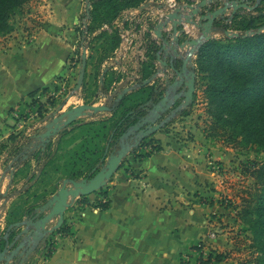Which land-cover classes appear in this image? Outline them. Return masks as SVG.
Wrapping results in <instances>:
<instances>
[{
    "label": "crops",
    "instance_id": "obj_1",
    "mask_svg": "<svg viewBox=\"0 0 264 264\" xmlns=\"http://www.w3.org/2000/svg\"><path fill=\"white\" fill-rule=\"evenodd\" d=\"M83 1L87 2V6H84ZM202 1L177 0L176 7L170 8L160 0L154 2L147 0L140 7L131 10H138L141 7L148 9L149 6V10L143 11L142 17L138 16L142 21L147 19L144 17L149 11L157 19L180 11L185 17L189 19L191 17L197 25H202L205 21H201L200 16L219 7L212 5L213 9H210L209 5L201 10V15L193 17V11L189 7L197 8ZM41 2L40 13L43 17L37 21L28 20L27 29L24 30L28 33L25 42L17 45L15 27L10 34L15 37L10 40L8 46L12 49L6 50L0 45V233L2 235H5L12 225L35 216L36 211L57 194L65 180L72 179L71 176H76V179L72 180L85 179L88 175L86 171L90 156H81V154L75 156L77 152L81 153L80 147L85 141L92 140L95 146L105 150L96 169L89 175H95L100 171L113 150L117 149V146L111 145L113 131L111 132L109 124L101 136L96 137L89 132V124L108 120L112 117V111L83 117L82 119L89 120H78L52 138L45 148L34 139L48 123L41 125V121L33 118L37 112V105H32L30 95L39 92L35 99L44 106L46 95L48 97L59 91L65 81L71 80L75 72H80L79 64L72 62L80 47V36L77 31L80 24L91 20L92 10L89 0H41ZM88 3H90L89 14H87ZM146 3L148 6L145 5ZM128 11L130 10L121 14ZM242 11L246 13L248 10ZM232 13L233 10H230L218 21L224 19L225 23L231 22ZM194 27L198 28L196 25ZM98 33L95 32L92 39ZM157 48L154 44L148 45L149 53L157 56L152 59L149 54L147 60L141 63L138 78L135 79V83H141L136 90L126 96L133 98L134 92L140 89L142 83L144 85L147 80L143 81V76L148 67L153 71L156 67L154 75L158 72L167 74V79L170 78L171 81L177 79L170 70L172 61L177 64L176 58H169L168 52L164 51L163 57L164 61L167 60L168 67L164 66L158 59V54L162 53L163 49ZM113 55L115 58L112 57L110 61L113 62L112 66L118 67L114 69L118 73L114 74L117 78L104 95L107 103L108 97L113 96L116 91L121 93L129 87L132 88L127 80L134 78L128 75L133 69L130 67L131 58H118L116 52ZM104 62L106 63L102 64V69H106L107 60ZM100 75V84L103 87L109 72L103 79V74ZM167 79L160 75L156 80L157 83L154 81L149 86L156 88V84L161 85ZM45 89L47 92L44 94ZM24 116L27 118L23 119ZM30 125L35 126L34 131L27 136L28 138L23 137L22 129ZM98 126L97 124L94 127L98 130ZM179 133L169 134L161 130L148 138L155 141L161 151L153 150V144L143 151L144 153L152 151L148 157L137 160L130 154L124 160L121 169L103 189H109L110 208L107 211L102 212L94 208L99 192L82 197L88 200V205L79 204L82 198L77 199L66 212L64 224L60 228H68L69 235L58 233L59 229L49 236L30 258L32 262L34 264H196L198 260L194 258L192 249L197 247L210 232L212 226L210 222H215L210 216L218 210L210 203L208 196L213 195L216 187L214 183H216L217 168L216 162L213 161L219 158L215 157V150L207 141L199 138L198 133L192 132L190 137H187L183 131ZM74 135H78L75 141L67 143ZM73 143L76 144L74 150L67 151V146ZM32 146L38 147L32 150L30 149ZM106 154V161L103 162ZM82 157H85L83 161L80 160ZM11 164H14V172L9 171ZM55 224L56 220L49 225V228ZM18 232L16 231L14 235ZM50 242L56 249L50 257H46ZM186 257H189L187 262H185ZM17 263L18 261H15L12 264Z\"/></svg>",
    "mask_w": 264,
    "mask_h": 264
},
{
    "label": "rangeland",
    "instance_id": "obj_2",
    "mask_svg": "<svg viewBox=\"0 0 264 264\" xmlns=\"http://www.w3.org/2000/svg\"><path fill=\"white\" fill-rule=\"evenodd\" d=\"M256 2H253L251 6H255ZM41 3V0H32L13 18L12 25L14 28L16 27V37L12 34L1 38L0 45H3V49H12L8 46H10V40L14 37L17 41V45H21L25 42L28 33L24 32V30L27 29L28 20L37 21L39 18L43 17L41 15L42 13H40ZM83 4L87 6V2L83 1ZM85 8L86 7H84V10ZM257 9H255V11H247L246 14L249 15V17L254 16L255 18H260L261 13L257 12ZM89 21L88 24L90 25ZM258 23L262 24L264 20ZM183 24L184 25L178 27L180 44L184 43L186 40H202L203 46L211 40H221L225 37H238L241 32L238 30L228 31L230 35L213 32L208 38L203 39L201 30H198L193 24H188L186 22ZM80 26L81 24L78 26L77 31L79 36L81 35ZM228 26H231V23H229ZM106 32L107 36L103 37V39L95 38L91 42L89 54H87V64L82 87L79 90L76 89L81 76L80 70V72H75L71 80L65 81L59 91L48 95V97L46 95L42 116L39 115V107L37 106V112H35L33 118L39 122L41 121V125L52 122L55 117L54 115L58 117L71 109L83 105H106L107 98H104V95H106L104 88L110 89L112 82L117 78L114 75L117 71L114 69L118 68L117 66H112L113 62H111L110 59L114 57L113 54H115L116 49L121 43L119 32L115 27L110 28ZM243 33L240 35H243ZM245 35L250 36L252 32H247ZM113 37L116 38L115 40L119 45L113 52H108L106 54L110 56V58L107 59V65H105L106 69H102V65L98 67V65H100V57L104 54V49L110 46V42L114 40ZM202 46L196 48V54L191 56V62L195 66V70L198 68V52ZM175 49H179L178 46H176ZM193 50L192 48L190 50L187 49V52L180 54L182 59L191 55ZM79 52L80 47L78 48V53L74 55L72 62L78 63L81 68L82 56ZM167 55H169V58L176 56L173 53ZM101 69L103 70L102 72L100 71ZM107 69L109 77L106 79L105 83L103 82L104 84L102 87L99 77L101 78L100 74H103L104 70ZM154 70V72H156V67ZM202 78L203 76L201 78L197 77V82L199 83L196 89L194 102L184 111V113H188V115L184 116L183 113L163 128V130L169 134H180L179 132L183 131L187 137H190L192 132L198 133L199 138L207 141L208 145L215 150V157L219 158L213 161L214 163L216 162L215 165L217 168L216 183H214L216 187L213 191V195L210 197L208 196L210 203L218 209L216 212L212 213L214 215L210 216L215 222H210L212 223L210 232L197 246L200 247L202 251H192V254L195 255L194 258H197L196 261L199 260L202 254L204 259L207 258L210 252H214L216 256L223 255L225 257L221 263L215 264H264V231L261 227L257 226V215L255 213L256 201L261 197L255 171L264 164V147L257 142L246 144L243 142L242 136L232 135L229 125L223 128L218 127L214 130L216 125L215 122L217 123L214 115L219 111L217 107L210 102L206 93L207 81ZM155 83H157L156 80ZM22 118L25 119L27 117L24 116ZM86 120L89 119H82V121ZM35 126L30 125L25 127L22 129L21 135L27 137L32 134ZM230 136L231 138H229ZM76 137H78V135L70 137L67 143L75 141ZM75 146V143L67 146V151L74 150ZM219 156H221V158ZM211 232H216V237H213ZM188 259L189 257H186L185 262H187ZM196 264L200 263L196 262Z\"/></svg>",
    "mask_w": 264,
    "mask_h": 264
},
{
    "label": "trees",
    "instance_id": "obj_3",
    "mask_svg": "<svg viewBox=\"0 0 264 264\" xmlns=\"http://www.w3.org/2000/svg\"><path fill=\"white\" fill-rule=\"evenodd\" d=\"M32 0H0V39L13 33L14 27L12 20L17 16L23 7ZM146 0H89L92 4L91 20L89 32H99L95 38L107 36L106 31H102L105 25H111L121 15L122 12L136 9L140 7ZM239 1V0H227ZM256 2L257 0H249ZM257 12L261 13L260 18L254 16L249 17L244 11L237 12L231 19V26L225 23L224 19L216 21L214 28L216 33L226 35L228 31H241L238 37H225L221 40H211L202 46L198 52L197 61V77H202L207 81L206 93L210 102L218 109V113L214 116L217 120L215 128L231 127L232 135L242 136L243 142L249 144L257 142L264 147V23H258L264 20V0L261 1ZM248 16V18H247ZM247 32L252 35L246 36ZM243 33V35H240ZM94 38V39H95ZM114 38V37H113ZM93 39V40H94ZM110 42V46L104 49V54L100 57L99 66L110 58L106 54L113 52L118 43L115 40ZM155 59L157 54H150ZM99 70V68H98ZM154 71L149 67L146 68L143 81L151 79ZM196 80V89L198 86ZM108 92L109 88H104ZM157 88L149 85H143L135 93L132 98L126 96L122 101L112 105V117L108 120L89 125V132L98 137L110 125L113 131L112 144L119 146L121 136L132 126L136 118L142 115L141 107L156 98ZM45 89L43 93L45 94ZM39 92L30 95L32 105L39 107V115L42 116L43 104L35 99ZM196 94V93H195ZM135 99V100H133ZM188 113H184L187 116ZM99 125V129L94 127ZM233 129V130H232ZM97 130V131H96ZM91 135V134H90ZM92 136V135H91ZM231 138V136L229 137ZM153 140H145L141 145L134 149L132 155L137 160H142L151 155L150 152L143 151L150 145L153 150L161 151L160 146L156 145ZM80 147L81 153L75 156L89 155L90 163L86 173L88 175L96 169L99 159L104 153V149H99L93 141H85ZM116 149V148H115ZM85 157L80 158L83 161ZM85 162V160H84ZM256 180L259 185V193L261 197L256 201L255 213L257 215V226L264 231V164L255 171ZM86 176L85 179L94 177L93 174ZM76 179V176H71ZM97 202L94 206L102 212L110 208L109 189L101 190L98 194ZM81 205H88V200L82 198L79 202ZM58 233L68 236L70 231L68 228H62ZM264 235V233H263ZM53 243H49L46 257H50L56 248ZM193 251L201 250L200 247H194ZM202 251V250H201ZM214 252H210L204 259L203 254L198 262L200 264L221 263L224 260L223 255L214 256ZM30 263L32 259H30Z\"/></svg>",
    "mask_w": 264,
    "mask_h": 264
},
{
    "label": "water",
    "instance_id": "obj_4",
    "mask_svg": "<svg viewBox=\"0 0 264 264\" xmlns=\"http://www.w3.org/2000/svg\"><path fill=\"white\" fill-rule=\"evenodd\" d=\"M214 1L218 0H203L201 4H198L197 8L189 7L193 11V17L201 15V10L207 8ZM261 1L257 0L255 6H251L250 2L245 3L241 0L229 2L226 0L222 8L200 16L201 21H205V24L202 25H197L191 17L190 20L180 11L170 14L168 19L173 23L174 33H178V27L186 22L196 25L202 31L204 39L208 38L214 32L216 21L225 16L230 10H233L232 16L241 10L255 11L260 6ZM89 12L90 4H88L87 14ZM161 30L162 27H160L158 32L159 37H162L160 34ZM228 34L230 35L229 32ZM177 42L179 43L180 40L177 39ZM202 44V40H186L180 44L181 49H194L191 55L185 59H182L178 50L174 51L177 64H175V61H172L170 66L177 79L174 81L167 79L157 88L155 92L156 98L141 107L142 115L138 116L135 123L121 136L119 146L113 150L107 163L94 177L80 181L72 179L65 180L57 194L37 210L35 216H31L27 221L12 225L5 235L0 233V264H12L15 261H18L17 264H27L39 246L63 226L66 212L73 206L77 199L94 195L106 188L115 173L121 169L124 160L132 154L134 149L138 148L143 141L163 130L164 127L175 120L177 114L183 113L193 104L196 93L197 75L195 66L191 62V56L196 54V48L201 47ZM162 49V53L166 51L165 47ZM158 59L159 62L168 67L167 62L162 59L161 53L158 54ZM179 61L180 63H178ZM86 64L87 54L84 50L80 69L81 76L76 88L77 90L82 87L84 82ZM107 72L108 69L104 71L102 79ZM159 74L161 73H156L153 78L145 81L144 85H149L157 80ZM136 88H128L121 93L116 91L113 96L108 97V103L106 105H83L71 109L58 117L56 116L34 139L40 142L41 147L45 148L51 142L52 138L64 132L68 127L83 117L111 112L114 103L122 101L127 94L133 92ZM170 95H175L176 99L184 98V101L170 116L161 123H158V120L167 112L169 106L173 105L169 99ZM115 96H117L116 99ZM35 147L32 146L30 149L33 150ZM106 157L107 154L103 162L106 161ZM54 220H56V224L49 228V225ZM16 231L19 232L14 235Z\"/></svg>",
    "mask_w": 264,
    "mask_h": 264
},
{
    "label": "built area",
    "instance_id": "obj_5",
    "mask_svg": "<svg viewBox=\"0 0 264 264\" xmlns=\"http://www.w3.org/2000/svg\"><path fill=\"white\" fill-rule=\"evenodd\" d=\"M150 1L154 2L158 0H150ZM160 1L170 8H174L177 5L176 4L177 0H160ZM241 1L245 3L250 2L248 0H241ZM225 3L226 0L214 1L211 4H209L210 9H213L211 8L212 5H218L219 7L217 9L222 8ZM145 5L148 6L147 3ZM147 8L148 9L141 7L138 10H130L128 12H125L121 14L116 19V21H114L111 25H105L102 28V31H108L110 28L115 27V29H117L119 32L121 43L116 51V54L118 58L121 57L131 58V61L129 60L130 67H132L133 69H131L132 73L128 75L129 77H134V78L133 79L130 78L129 80H127V83L132 85L131 87H137L141 83V82H137V80H136L137 83H135V79L138 78V73H139L138 69L140 68L141 63L146 61L150 54L149 53L150 51L148 50L149 44H154L156 47H158L157 49L159 48L162 49L163 47H165L168 54L170 53L174 54L175 50H178V53L180 54L187 52V48L181 49L180 42L179 43L177 42V39L180 40L179 38L180 36L178 33H174L173 23L168 19V16L170 14H166V17L163 16V18L159 17L160 19H157L156 17H153L152 13L149 11L146 14L147 16L144 17L147 19L142 21L138 16L140 15L142 17L144 14L143 11L149 10V6ZM229 17L230 16H228V18ZM226 23L229 24L231 22L227 21ZM182 25L184 24L182 23ZM89 26L90 25L88 24V21H84L80 26L81 28H79L81 34L80 42H79L80 43L79 54H81V56L84 50L86 51L87 54L90 44L93 41L92 36L94 37V33L89 32ZM160 27H162V30L160 32L162 37H159L158 35ZM176 46H178L179 49H175ZM161 54H162V59H164L163 57L164 54L163 53ZM131 74L133 75L131 76ZM160 75L167 79V74L161 73L158 75V77ZM164 82H162V84ZM149 152L152 153L151 150H149ZM9 171L10 172L15 171L14 164L9 165ZM211 233L213 234V237H216V232H211ZM202 244L204 245L203 242ZM30 262L31 261H29L27 264H34Z\"/></svg>",
    "mask_w": 264,
    "mask_h": 264
},
{
    "label": "flooded vegetation",
    "instance_id": "obj_6",
    "mask_svg": "<svg viewBox=\"0 0 264 264\" xmlns=\"http://www.w3.org/2000/svg\"><path fill=\"white\" fill-rule=\"evenodd\" d=\"M156 85H157L156 88H158L160 86V84H156ZM175 97H176L175 95H172V96L170 95L169 99H170V101H172L173 105H170L169 106V108L167 109V112L164 115H162V118L161 119L158 120V123H161L162 121H164L168 116L171 115V113L174 110H176L183 103L184 98H178V99H176ZM183 113L177 114V117L180 116V115H182Z\"/></svg>",
    "mask_w": 264,
    "mask_h": 264
}]
</instances>
